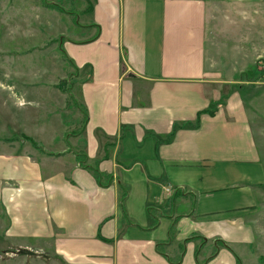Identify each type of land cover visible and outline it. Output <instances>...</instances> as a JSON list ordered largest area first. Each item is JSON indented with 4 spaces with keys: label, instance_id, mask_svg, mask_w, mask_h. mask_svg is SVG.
<instances>
[{
    "label": "crops",
    "instance_id": "obj_1",
    "mask_svg": "<svg viewBox=\"0 0 264 264\" xmlns=\"http://www.w3.org/2000/svg\"><path fill=\"white\" fill-rule=\"evenodd\" d=\"M72 1H87L88 34H62L87 73L84 148H37L39 83L1 90L0 240L63 264H239L256 237L264 134L234 81L259 60L264 0Z\"/></svg>",
    "mask_w": 264,
    "mask_h": 264
},
{
    "label": "rangeland",
    "instance_id": "obj_2",
    "mask_svg": "<svg viewBox=\"0 0 264 264\" xmlns=\"http://www.w3.org/2000/svg\"><path fill=\"white\" fill-rule=\"evenodd\" d=\"M50 0H0V93L38 85L40 105H31L30 111H40L42 115V150L64 151L68 147L72 153L83 151L85 109L82 104L80 87L87 73L82 74L68 62L63 53L66 46L62 34L72 37L88 32H80L79 22L84 24V3L67 0L57 7ZM64 6V7H63ZM63 7L69 15L65 14ZM259 46L260 57L237 80L235 87L241 88L249 114L256 118L260 132L264 134V8L260 6ZM18 105H26L24 95L16 98ZM259 100L262 110L252 107V101ZM254 104V103H253ZM35 108V109H34ZM9 119L6 116V121ZM2 130V126H0ZM10 126H5L9 136ZM80 137L75 144H65L68 138ZM41 150V149H40ZM256 237L251 246L237 249L239 264H264V191L260 207L255 214ZM0 264H63L35 249L8 248L0 240Z\"/></svg>",
    "mask_w": 264,
    "mask_h": 264
},
{
    "label": "trees",
    "instance_id": "obj_3",
    "mask_svg": "<svg viewBox=\"0 0 264 264\" xmlns=\"http://www.w3.org/2000/svg\"><path fill=\"white\" fill-rule=\"evenodd\" d=\"M63 53H64V52H63ZM68 62H70V61L68 60ZM70 63H71V62H70ZM214 106H215V105L212 104L211 107H210V109L207 110L206 113L214 114ZM87 118H88V116H87V111H86V109H85V123H86V121L88 120ZM85 123H84V125H85ZM198 124H199V122L197 121L196 124L188 123V124L180 125L178 128L189 127V126H194V125H198ZM51 154H53V153H51ZM82 165H83L85 168H88V169L92 170V171L94 172L96 178L98 179V181L101 182V176H100V174L98 173L97 170L88 167V166L85 164L84 160H82ZM127 196H128V192H127V190H124V192H123V197H122V201H123V202L127 199ZM220 243H221V245H222L223 247L228 248L227 245H226L224 242L220 241ZM201 264H202V263H201Z\"/></svg>",
    "mask_w": 264,
    "mask_h": 264
},
{
    "label": "built area",
    "instance_id": "obj_4",
    "mask_svg": "<svg viewBox=\"0 0 264 264\" xmlns=\"http://www.w3.org/2000/svg\"><path fill=\"white\" fill-rule=\"evenodd\" d=\"M170 192V191H169Z\"/></svg>",
    "mask_w": 264,
    "mask_h": 264
}]
</instances>
